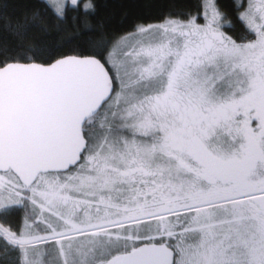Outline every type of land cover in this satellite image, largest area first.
<instances>
[{
  "label": "snow or ice",
  "instance_id": "6c2138e0",
  "mask_svg": "<svg viewBox=\"0 0 264 264\" xmlns=\"http://www.w3.org/2000/svg\"><path fill=\"white\" fill-rule=\"evenodd\" d=\"M0 264H264V0H0Z\"/></svg>",
  "mask_w": 264,
  "mask_h": 264
}]
</instances>
